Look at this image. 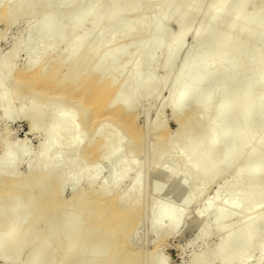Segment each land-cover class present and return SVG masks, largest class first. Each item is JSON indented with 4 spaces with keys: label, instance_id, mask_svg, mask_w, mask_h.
Here are the masks:
<instances>
[{
    "label": "bare ground",
    "instance_id": "6f19581e",
    "mask_svg": "<svg viewBox=\"0 0 264 264\" xmlns=\"http://www.w3.org/2000/svg\"><path fill=\"white\" fill-rule=\"evenodd\" d=\"M149 1L151 0H106L103 3V0H89L90 3L80 9L78 0H59V4L57 3L58 5L55 7L52 5V0H0V5L2 2L8 3L0 8V20L4 19L8 24L13 23L20 17H26L29 20L26 29L27 37H18L9 53L0 60V108L3 109L4 114L13 111L11 104L19 90L15 87L22 85L29 94L19 97L21 102L14 112L18 117L28 118L31 131H36L37 128L42 126L38 155L35 163L25 175H21L16 169H18V164L29 154L28 147H25L26 139L20 140L19 147L16 149L12 148L7 138L2 144L0 154V203L7 199L10 203L8 214L1 216L3 221L8 224L2 230L0 253L8 247L12 252L18 254L26 241L29 243L28 241H32L33 236H35L34 232L36 231L29 230L32 221L42 215L45 216L46 213L50 216L48 223L46 222L47 226H53L56 223L58 213H61L62 209L74 206L77 209L76 213H72L71 216L68 214L67 219L55 231L56 233L63 230L67 231L64 244L67 249L65 248V255L63 258L61 257L62 261L73 256L75 251H78L82 246L93 245L87 258L78 259L74 257V260L76 258L77 260L73 264H142L143 255L135 252L126 240L130 232L128 230L138 223V218L142 213L141 203L144 196L142 192L141 199L142 162L137 166L135 156L139 151L137 145L142 143V140L144 141V137L147 136L145 134H149L150 130L156 132L157 129L162 128L161 134L157 132L156 137L158 139L153 144L152 157L154 155L156 161L160 162L159 160H162L163 155L170 153L176 143L179 145V161L176 162V167L178 168V164L179 169L168 171L159 167L160 170H158L160 175L162 172V176L165 174V176L173 178L172 181L177 178L176 173L183 170V177L178 182L179 189L180 186H185L186 181L191 176L198 178V188L189 189L185 196L181 197L189 203L201 193L207 183L213 182L216 176L220 177L221 174L229 171L232 162L236 163L233 158H236L238 162L236 163L237 167L235 166L236 168L233 169V179L227 182L224 178L225 183L224 180L218 182L219 186L217 184L218 187H216L212 197L206 199L204 207L198 211V217L205 218L208 215L215 214L222 219H230L231 216H235L237 220L241 218L240 223L237 221L239 226L237 227L238 224L236 223L229 224V229H227L223 238L216 243V246L195 254L192 264H258L264 259V214L262 216L258 214L260 215L259 218L256 214L258 209V212L260 211V206L264 204L260 201L261 197L264 198V187L260 186V181L264 179V151H260L262 155L259 153L262 156L261 159H258L255 163L250 161V157L254 155V151L256 152L255 147L260 140L257 141V138H261V135L258 136L257 134L256 136L254 132L256 130H253L254 134L249 133L252 132V129L249 131V125L247 124L248 118L254 116V112H252L253 105H264V90L256 101L250 102L252 106H249L250 103L247 100L249 93L252 91L250 88H252L251 83L254 76L261 75L258 83L261 87H264V62L262 61L264 50L262 46L254 45L247 52L246 58H248V61L252 56L256 60L249 61L251 68L246 73L249 84H247L248 87L246 86V92L241 99L235 101V97H233L230 100H222L217 105L211 104L209 98L221 92L222 81L215 84L208 92L198 89L200 82L206 83L215 73L228 75L230 73L229 67L235 65L232 59H236V61L239 59L235 42H237V37L242 35L244 37L245 35L243 28L248 21L241 11L247 7L249 0H239L235 12L231 11L233 0H214L205 3L209 8V13L205 12L204 16L201 14L200 17L206 18L208 14V24L206 27L199 26L194 30L193 40L185 51L184 61L179 67L176 77L169 80V83L165 80L154 81L152 74L143 78L141 82L138 81L141 66L143 63L150 65L154 60L155 50L161 49L165 55L160 67L164 70L170 69L181 49V40L184 39L182 37L190 29L189 25L186 24L187 18L199 15V9H201V6H205L203 5L205 0H152L154 7L159 6L161 8L162 6L167 10L164 9L165 11L151 22L152 34H150L151 39L146 47V50L150 51L149 55L143 62L139 60L137 53L131 56V58H134L135 63L130 74L127 75V79L115 83L117 81L113 75L103 76L104 64L110 61L112 55L122 56V47L117 49L113 45H105L106 47L102 49L101 45H93L89 48H85L83 45L90 35L92 38L98 39L108 34L104 44L111 43L119 36L130 37L138 27L141 25L143 27L144 19L142 14H139L135 19L126 22L128 13L134 9L137 10L136 8L139 6L146 10ZM258 1L264 9V0ZM101 3L103 4L100 5ZM65 6L71 9L72 16L59 23L60 12ZM170 9L173 12V18L171 17L172 14L168 12ZM171 20L178 27V31L167 43L163 44L161 36L164 35V28ZM85 21L89 22L88 27L76 30L79 25H84ZM260 22L261 24L264 23V13ZM140 29L142 30V28ZM214 29H217V32L212 35ZM58 31L70 34V39L64 42L65 48L63 47L65 53L62 59L64 62H68V70L64 73H61V64H54L53 66L50 64L51 68L46 69L45 62L42 61L44 53L59 47L63 40L59 39L49 46L43 44L39 46L44 42L46 36ZM260 38L264 39V32L256 36L255 39ZM143 41L142 38L140 42ZM31 42L36 44L37 48L35 47V49H37V52L33 51L34 53L29 56L27 68L17 71L19 77L18 80L14 81L16 86L2 91L1 89L6 84V78L14 71L13 59L17 52ZM202 43H204V49L200 51L199 46ZM100 47L102 51L89 71L82 75L78 74L79 68L88 63ZM139 49L143 51L145 48L142 46ZM211 53H214V56L211 57ZM222 57H225L227 62L224 68L222 66L223 69L221 67V69H217V63ZM95 63L98 65L96 66ZM126 80H129L127 84L125 83ZM167 84L171 86L169 92L172 95L175 91L177 92L176 99L168 94L170 99L168 96L167 98L170 103L172 100V103L165 104L172 108L171 112L177 124L176 132L171 135L165 121L161 119L156 125L155 122L153 127H145L146 133L134 122L132 110L137 106L141 95L149 96L154 91L160 93ZM139 85L143 86L142 91H138ZM235 88V86L231 87L230 92H228L229 96ZM171 89L172 91H170ZM244 101H247V103L244 104ZM235 103H237L236 105L244 104L237 121L246 123V127H242L238 131L234 125H229L232 127L227 126L228 128H224L223 132L220 131V135H216L218 133H213V129L216 130L217 125L228 119ZM184 107L185 111H183ZM87 110L89 111L88 116H86ZM209 110L217 113L214 121L209 122L206 126L201 125L199 127L201 114H203V111L209 112ZM260 110L261 115L259 112V117H262L263 120L261 121L264 122V107H260ZM251 114L253 115L251 116ZM77 115H81L80 121L77 120ZM107 119H110L112 123H117L121 130L129 132L126 161H122L120 158L123 153V143L120 139L121 135L119 137V131L113 135L108 133L109 135L99 136L100 139L95 138L104 130ZM75 120L79 121V125ZM90 127L93 128L94 135L85 139V131ZM208 128H212V132ZM246 129H249V132ZM234 131H237V134H234ZM68 132L72 135H68ZM206 132L210 135L209 138L205 136L207 135ZM243 135L247 137L246 140ZM227 138H232L233 142L230 140L229 146L227 145L225 150L220 145ZM243 138L245 142H241ZM112 141H117V143L114 142L116 144L111 147ZM262 141L259 144H264V137ZM240 143L246 146L243 145L246 150L244 149L243 152V148H239L242 153L238 151V154V149L236 150L235 147H238ZM218 146L221 147L219 149L220 154L222 153L221 157L219 156L220 158L216 157ZM222 149L225 151L222 152ZM234 151L236 155H234ZM231 155H233V158H231ZM88 157H92L95 164L102 157H106L107 163L113 169L119 165V169H114V172H112L111 179L105 181L114 193L110 194L111 191L109 193V191L101 188L91 194H86L79 189L75 191L71 200H65L61 196L63 176H80L85 173L86 170H84L82 162ZM230 158L233 159L232 162H229ZM250 162L252 163L251 166L248 164ZM133 167L137 168L134 177L136 183L132 182L135 185L130 194L128 195L129 189L127 190L128 193H126L127 191H117L127 173L130 170L133 171ZM210 176L213 177L212 180ZM246 183L249 185H246ZM220 184H222V187ZM241 186L242 189L240 190ZM222 190L224 193L229 192L227 193L229 196L226 200L218 203V199L220 200L222 197H220ZM233 191L235 192L231 193ZM154 204L152 201L151 206H149L153 207ZM243 204L244 206H242ZM23 209L29 210L28 221L31 224L27 225V229H25L29 230L28 232L24 230L23 232L16 224L17 215ZM84 213L87 215L86 222L88 219V231L86 228L83 229L82 222L79 220ZM157 213V223L170 219L169 227L175 229L182 220L184 210L171 205H160ZM64 216H66V213ZM261 219L262 222L260 223ZM234 224L237 228L233 227ZM215 228L217 230L225 229L223 221L218 222ZM207 231V226H202L199 232L200 237H204ZM239 233L240 235L242 233L241 237H239ZM254 240L259 251L256 258L251 262L244 255V250L251 247ZM24 241L25 244H23ZM234 244L239 247L236 252L232 251ZM39 255L40 250L36 252L35 258L30 264H37ZM60 263L61 261L57 262V264Z\"/></svg>",
    "mask_w": 264,
    "mask_h": 264
},
{
    "label": "rangeland",
    "instance_id": "374dc122",
    "mask_svg": "<svg viewBox=\"0 0 264 264\" xmlns=\"http://www.w3.org/2000/svg\"><path fill=\"white\" fill-rule=\"evenodd\" d=\"M103 1H104L103 3H105L106 0H103ZM208 1H214V0H205L203 5H205V3ZM4 2H2V4L4 5L1 4L0 8L8 4ZM152 2H153L152 0L149 1V3H152ZM238 2L239 0L232 1L231 3L232 12L236 11L238 4H239ZM258 2H259L258 0H249L247 7H245V9L241 11L244 17L245 18L247 17L248 23L243 28L244 33H245L244 37L243 35L240 37H237L236 39L237 42H235V44H237L236 53L239 59L237 61L236 59L235 60L232 59V62H234L235 64L234 66L236 67L234 66L229 67L230 73L228 75H221V74L215 73L207 80L206 83L200 82L198 86L199 90L208 92L215 84L221 81L223 82L221 92L209 98V101H211L210 102L211 104L217 105L218 102L225 100V99L230 100V98H233V97L237 98V99L234 98V100L236 101L239 98L241 99V97H243V94H245L246 92V89H247L246 86L248 87L247 84H249L248 83L249 79L246 73L251 68L249 61L256 60L255 57L252 56L250 60L248 61V58H246L247 52L249 51L251 47H254V45L262 46L264 50V39L263 38L255 39L256 36H259V34H262V32H264V23L261 24L260 22L261 16L264 13V9H262V7L260 6ZM57 3L59 4V0H52L53 7L57 6L58 5ZM89 3H90L89 0H78V6L80 7V9L85 7ZM103 3H101L100 5H102ZM149 3L147 5L148 8L146 10L139 6L138 8H136L137 10L134 9L135 11L132 10V12L128 13V16L126 17V22L132 19H135L136 16H138L139 14H142L143 19H144L143 22L145 24V26L143 24L144 28L141 25L140 27L137 28V30L135 29L137 32L135 31L133 35H131L130 37L124 38V36H119L118 38L113 40L111 43L104 44L106 43L108 34L107 35L105 34L98 39L92 38V36L90 35L83 45L85 48L93 47V45H98V46L101 45L102 49L110 45L111 46L113 45L117 49L119 47H122L123 49L122 56L112 55L110 57V61H107L104 64L103 76L106 77V76L113 75L114 79L117 81L115 83L122 82L124 79H127L126 78L127 75L130 74L131 69L133 68L134 63H135L134 58H131V56L137 53L136 55H138L139 60L143 62L149 55L150 51L146 50V47L149 43V40L151 39L150 38L151 37L150 34H152L151 33L152 32L151 22L153 21L154 18H157L159 14L167 10L165 9V7H162V6L161 8L159 6L158 7L155 6L156 7L155 8L153 3L152 4H149ZM200 8L201 9H199V15L190 16L186 20V24L189 25L190 29L189 31H187L186 34L184 33V37H182L184 39L181 40L182 41L181 47H180L181 49L176 55L175 60L170 66V69L168 68V70H164L163 68L160 67V64L163 61L165 54L161 49H156L155 50L156 52H154L155 55H154L153 62L150 65H146V63H143V65L141 66L142 68L138 74V81L141 82L143 78H146L148 75H151V74L154 76V78H152L154 81L165 80L167 81V83H169V80H172L174 77H176L175 75L177 74L179 67L184 61L185 51L189 47L188 45H190L191 41L193 40V35L195 33L194 30L199 26L206 27L208 24L207 22L208 14L206 15V18L204 17L201 18L200 16L201 14L204 16L205 12L209 13V8L206 5L201 6ZM168 12L172 14L171 17L173 18V12L171 11V9ZM71 16H72L71 9L65 6L63 10L60 12L59 23L66 21ZM83 24L84 25L82 24L79 25L78 28H76V30L80 28H85V27L87 28L89 22L85 21ZM28 25H29V20H27L26 17H20L11 24H8L4 19L0 20V36H1L0 37V60L9 53L10 48L13 46L14 42L17 40L18 37H21V38L22 36L23 38L27 37L26 29ZM145 27H147V29H145ZM140 28H142L143 31ZM164 29H165L164 35L161 36V42H163V44L167 43L169 39H171V37H173L177 33L178 27L171 20L167 23ZM216 32H217V29H214L211 34L215 35ZM142 38L144 39V41L140 42ZM59 39L63 40L61 42V45L57 47L56 49H53L50 52L47 51L46 53H44V55L42 56V61L45 62L46 69L51 68V65L53 66L54 64H61V73H64L68 70V62H64L62 59L65 53V51H63L65 48L64 42L70 39V34H68L67 32L63 33V31H58L53 34H49L48 36L45 37L44 42L41 43L39 46H42V44L49 46L52 43L58 41ZM142 46H144L145 49L143 51H140L139 47H142ZM35 47H36V44L34 42H31V43H27L25 46L19 49V51L17 52V55L13 59L14 71L9 75V77L6 78V81H5L6 84L4 85L3 89H1L2 91L8 90L11 87L16 86L14 84V81L18 80L17 78L19 77V74L17 71L27 68L29 64V56L33 54L34 52L35 53L37 52V49H35ZM102 49L100 47L98 52L89 60V62L86 63L85 65H82V67L79 68L78 74L82 75L83 73H86L87 71H89L91 65L94 64L95 59L101 53ZM203 49H204V43H202L199 46L200 51H203ZM213 54L214 53H211L210 56L211 57L214 56ZM54 59L55 61L56 60L57 61L55 62ZM262 61L264 62V57ZM226 62L227 61L225 57H222L217 63L218 65L217 69H221L222 66L224 68ZM97 65L98 64H96V66ZM260 78H261V75L257 74L256 76H254V79L251 83L252 88H250V90L252 89V91L249 93L248 99L246 98L249 103L254 102V100L256 101L259 95L261 94V92L264 90V87H261L258 83V79ZM128 82L129 80H126L125 83L127 84ZM232 86H235L236 88L232 93L233 95L231 94L232 97H230L231 95L229 96L228 92H230ZM164 87L165 88L164 89L162 88L163 90H161L160 93L157 92L158 94L154 91L149 96L141 95L139 97L140 99L138 101L137 106L132 110V113L134 114V122L141 130L146 131V133H147V130L145 129V127L147 126L153 127L154 126L153 124L156 122L155 123L156 125L157 122L159 123L161 119L165 121L166 125L169 128L168 130L171 135L176 132L177 124L171 112L172 108L165 104L170 103L169 102L170 100H168V98L170 99V97L172 96L174 97V99H176L175 97H177V92L176 91L174 92V94H176V96H174V94L172 95L169 92V88H171V86L167 84ZM15 88H19V90H18L15 100L11 104L13 111L9 114H4L3 109L0 108V154L2 151V144L4 143L6 138H7V141L12 145L13 149H16L17 147H19L20 140L26 139L25 147L26 146L28 147L29 154L20 164H18V169H16V171L18 170V172L21 175L23 174L25 175L29 171V168L35 163L36 157L38 155V151H39L38 147H39V143L41 141V136H42L41 135L42 126L37 128L36 131H31L29 129L30 123H29L28 118L18 117L16 115L14 110L15 108L17 109V107L19 106L21 102L19 97H21L24 94H29V93L27 89L22 85H20L19 87L16 86ZM142 90H143V86L139 85L138 91H142ZM170 91H172V89ZM168 94L169 95L171 94L170 97ZM201 102H202V99H201ZM171 103H172V100H171ZM245 103H247V101H244V104ZM236 104L237 103H235V106H232L233 108L231 110V113L228 119L223 121L222 124L220 123V125H217L216 130L213 129V133L215 134L218 133L216 135H220L219 134L220 131L223 132L224 131L223 129L229 125H234L235 129L239 131L240 128L246 127V125L248 124L250 130L246 129V131L248 130L251 131L252 129V132H249V131L248 132L251 134H254L253 130H256L254 131L256 133V136L257 134L258 136L261 135V138L260 137L257 138V141L258 139L260 140L258 142V145H256L255 147L256 152L254 151V155L250 157V161L252 163H255L258 159H261L262 157L259 154L261 153L262 155V152L260 151H264L263 150L264 144L263 143L259 144L260 141H262L264 137V122L261 121L263 120L261 119L262 117L261 118L259 117V112L261 111L260 107L262 106L264 107V105H258V104L253 105L252 112H254V116H252L253 114H251L252 117L248 118L247 124H246V123L237 121V118L242 113L244 104L243 105L241 104L236 105ZM249 106H252V104L250 103ZM88 110H87L86 116H88V113H89ZM183 111H185V107L183 108ZM211 111L212 112H210V110L209 112L203 111V114H201L202 112L200 113L201 114L200 118L202 120L200 119L201 124H199V127L201 125L206 126L208 125L209 122L214 121V118L216 117L217 113L214 112L213 110ZM260 115H261V112H260ZM76 118H78L77 120L80 121L81 115H77ZM79 121H76V123L78 122V125H79ZM105 123L106 125L104 127V130L102 131V133L98 134V136L96 135L95 138L100 139L101 137L99 138V136H106L109 134L113 135L114 133H118L119 131L120 133L119 137L121 135L120 139H121V142L123 143V151H122L123 153L121 154L120 158L122 161H126V154L128 151L127 143L130 137L129 132L127 130H121L119 125L117 123H112L110 119H107ZM229 127H232V126H229ZM157 130L156 132L153 130H150L149 134L148 133L145 134V136L147 135L146 137H144L145 142L142 140V143H139V145H137L139 151L135 156V163L137 162L138 164L136 165L139 166V163L142 162L141 163L142 166L140 165L142 167L141 199H142L143 194L144 196H143L142 203H141L142 205L139 203L142 208L141 209L142 213L138 218V221H137L138 223L134 225L132 229L128 230L130 232L126 237V240L128 244L130 245V247L135 252L143 255L144 260L142 261V264L143 263L144 264H192V259L195 256V254L207 251L209 248L216 246V243L221 238H223L224 234H226L227 232V229H229V224L230 225L231 223L238 224L240 223L239 221H241V218L237 220L235 219L236 218L235 216H231L230 219L229 218L222 219L219 216H216L215 214L208 215L205 218L198 217V211L201 210L202 207H204L205 200L212 197V195L215 192L216 187L219 186L218 182H220L221 180L223 181L224 178L225 180H227V182L233 179L234 177L233 169L237 167L236 163L238 162L236 158H233V155H231V158L235 159L236 163L232 162L233 159L230 158L229 162L230 161L232 162L231 164L232 167L231 166L229 167V171H226L224 174H221V175L219 174L220 177L216 176L217 177L216 178L214 176L216 179L214 178L213 182L210 181V178H211L210 176L208 180L211 183H207L204 186L201 193L195 199H193L191 203H189L185 199H182L181 197L182 196L184 197L189 189L198 188L197 187L198 178L191 176L190 179L186 181L185 186H180V189L183 188L182 189L183 191H182L179 189L178 182L183 177V173H184L183 170L176 173L177 178L174 181H172L173 178L171 179L165 176V174H163L165 177L162 176V172L160 175L159 170L161 168L166 169L168 171L169 170L172 171L173 169L175 170L179 169L178 164H177L178 168L176 167V162L179 161L180 153H179V145L176 143L175 146L172 148L171 152L163 155L162 160H159L160 162H157L154 155L152 157V153H153L152 148H153L154 142H156L158 139V137L156 136L158 135V133L161 134L163 129L160 128ZM208 130L212 132L211 131L212 128H208ZM246 131L244 132L247 133ZM236 132L237 131H234V134H237ZM93 133L94 132H93L92 127H90V129H87V131H85V139L92 137L94 135ZM208 133L206 132L207 135H205L207 138H209L208 136H210ZM68 135L71 136L72 133H69ZM235 138H236V135H235ZM244 138L245 140L247 139L246 136H244ZM244 138L243 140H241V142H245ZM163 139L165 138L163 137ZM230 140L231 142H233L232 138H227V140L224 139V141H222V145H220V143L218 144L222 148H225L226 150V146L229 144ZM117 141H112L110 146L111 147L114 146L117 143ZM114 142L116 143L114 144ZM243 145H241L240 143L238 147L236 146L237 148L235 147L236 150L238 149L237 150L238 154H239L238 151L241 152L240 149H242L245 146ZM220 146H218V149L216 151L217 153L216 157H219L222 154V153L220 154L221 151L219 152V149H221ZM244 149L246 150V148H243V152H244ZM225 150L222 149V152ZM233 153L234 155H236L235 151ZM149 160H150V163H149ZM251 162L248 163L250 166L252 165ZM91 163H94V164H91ZM82 165L84 166V170H86L85 173H83L82 175L80 176L64 175L63 176V183L61 186V189H62L61 196L65 200L67 201L71 200L75 194V191L79 189L83 190V192L86 194H91L94 191L99 190L101 188L109 191V193L111 191L110 194L114 193L112 190L109 189L105 181L111 179L112 172H114V169H117V168L119 169V165L114 167V169L111 168L110 165L107 163L106 157H102L100 161L97 162V164H95L92 157L90 158L88 157L83 160ZM132 169L133 171L130 170L127 173V176L125 177L124 181L122 182L121 186L119 187L117 191L126 192L129 189V193L128 191L126 193H128V195L130 194L132 188L135 185V184L133 185V183L134 182L136 183V181H134L135 180L134 177L137 171L136 170L137 168L135 167H133ZM159 177L162 181L159 179ZM212 179L213 177L211 178V180ZM225 180H224V183L226 182ZM246 185H249V184L246 183ZM177 186H178L179 192L177 190ZM220 186L222 187V184H220ZM242 186L240 187V190L242 189ZM260 186L264 187V179L260 181ZM146 187H147V190H146ZM237 191H239V189H237ZM234 192L235 191L231 193H234ZM223 193L224 191L222 190V192L220 193V197L221 196L222 197L220 198V200L218 199V203L219 201L222 202L228 198L229 195L227 193L229 192H225L224 194ZM152 201L155 204L153 205V207H150L152 204ZM260 201L261 203L264 202V198L261 197ZM9 203L10 202L8 201V199L0 203V238L2 235L3 228H5L6 225L8 224L7 222L3 221L1 216L8 214ZM244 204L242 206H244ZM160 205H171L172 207H175V208L179 207L184 210V215L182 217V220L175 229H170L169 227L170 219H166L162 223H157L158 222L157 210H158V206ZM76 210L77 209H75L74 206H72V208L68 207V208H65L64 210L62 209V211H60L61 213H58L57 215L56 223H54L53 226L48 227L47 221H49V218H50L49 215L45 213V216L44 215L40 216L39 218L32 221L31 222L32 224H31L28 221L29 220V210L23 209L17 215V222L15 218V222L21 228L22 231L23 230L25 232H28L29 230H32L33 232L36 231L37 233L34 232L35 233L34 235L36 237L33 236V240L28 241L29 243H27L26 241V244H25V241H24L23 244L25 245L22 247V249L19 251L18 254H15L14 252H12V250L8 247L2 250V252L0 253V264H30L34 260L36 252L39 250H40V255L37 258V264H57L58 261H61L60 264H73V262L77 260V258L78 259L87 258V256H89L91 253L93 245H88L86 247L82 246L81 248L78 249V251L77 250L75 251L73 256H71L70 258L64 259L63 261L61 260L63 256L65 255V252L67 249L66 245H64L65 238H66L65 236H67V231L63 230L59 233H56L55 231H57L59 229V226H61L64 220L67 219L68 214L71 216L74 213H76ZM258 210L256 214L257 215L260 214L262 216L264 214L263 213L264 204L260 206L259 212ZM65 213H66V216H64ZM84 214L80 216L79 220L82 222V225H83L82 227H84L83 229L86 228L87 230V227L89 226L87 224L88 219L86 222L87 215L86 214L84 215ZM260 215H258L257 217L259 218ZM59 217L60 219H58ZM220 221H223V224L225 225V229L223 230H217L215 228L217 223ZM261 222H262V219L260 220V223ZM27 225L28 226L30 225L29 230H25L27 229L26 227ZM202 226H207V229H208L207 234L204 237H200V234H199ZM238 226L239 224L237 225V227ZM34 227L36 228V230ZM233 227H236V225L234 224ZM241 236H242V233L239 237ZM255 240L253 241L254 245L252 244L251 247L244 250V253H245L244 255L248 257L251 262L256 258V256L258 255V251H259L257 244L254 243ZM258 242L256 241V243ZM238 250H239V247L237 246V244H234L232 246V251L236 252ZM74 257H77V258L74 260ZM263 262H264V259L261 260L259 263L263 264ZM216 264H219V263H216Z\"/></svg>",
    "mask_w": 264,
    "mask_h": 264
}]
</instances>
